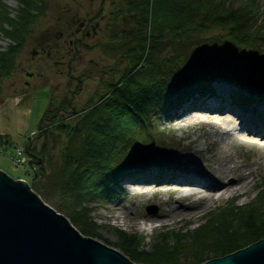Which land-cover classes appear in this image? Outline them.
I'll list each match as a JSON object with an SVG mask.
<instances>
[{
    "label": "trees",
    "instance_id": "obj_1",
    "mask_svg": "<svg viewBox=\"0 0 264 264\" xmlns=\"http://www.w3.org/2000/svg\"><path fill=\"white\" fill-rule=\"evenodd\" d=\"M16 1L17 13L12 16L5 1L0 0V39L5 37L11 42L0 51V83L13 69L16 52L45 8L43 0ZM118 1L113 7L112 20L117 22V17L124 12L134 25L115 30L114 37L118 38L119 31L120 38L113 46L125 48V57L129 56L132 67L124 70L117 84H109L108 92L99 94L90 113L81 117L82 122L77 120V124L71 125L60 119L45 126L48 133L53 129L69 133V141L59 149L61 160L55 164L53 172L58 178L56 183L65 191L63 198L77 203L68 210L72 221L84 220L88 200L113 196L112 184L130 173L134 162L163 156V147L155 141V127L156 119L165 108L175 107L186 99L183 97L190 96L194 86L205 92L208 77L225 62L239 67L237 77L240 80L246 79L243 71L248 63L254 62V67L264 68V64L259 66V59L253 61L252 56L244 55L257 52L254 34H260L255 27L261 20L254 14L259 10L255 0H240L238 7L229 5L226 0H123V4ZM212 29L221 31L205 34ZM164 33L169 36L167 41L163 40ZM200 44H208L209 49L203 51ZM246 44L254 46L253 50L244 49ZM167 45H170L171 55L162 56L161 49L169 47ZM179 49L194 50L189 54L191 62L187 55L186 61L179 60ZM141 64L143 67L139 69ZM195 65L201 67L186 70ZM78 126L83 134L73 145L76 139L70 134L72 130H79ZM47 150L45 141L39 150L31 147L27 152L29 165H37L40 174H43V164L50 161L44 157ZM33 173L34 176L38 174L35 169ZM260 194L263 198L264 188ZM261 203L257 199L238 205L233 198L229 206L216 208L193 231L167 230L175 241L161 240L164 247L157 249L167 251L166 254L158 253L151 258L136 251L130 257L141 264H197L233 252L264 237V214L258 209ZM187 235L189 241L180 240ZM176 251L182 254H175Z\"/></svg>",
    "mask_w": 264,
    "mask_h": 264
},
{
    "label": "rangeland",
    "instance_id": "obj_2",
    "mask_svg": "<svg viewBox=\"0 0 264 264\" xmlns=\"http://www.w3.org/2000/svg\"><path fill=\"white\" fill-rule=\"evenodd\" d=\"M4 1L11 15L14 16L17 13V1ZM120 1L123 4L124 1ZM226 1L233 7L240 5V0ZM255 2L256 6L261 7V12L259 10L254 11V14L257 15L259 12V16L261 13L264 16V0H255ZM43 4H45L43 14L31 25V31L25 36L22 46L16 52L13 69L8 76L2 78L0 83V170L13 180L24 181L42 202L65 216L82 236L93 238L117 250L130 260H132L130 255L135 254L136 251L146 253L151 258H155L158 253L166 254L167 251L157 249L164 247L161 240L175 241L173 234L166 232L167 230L183 233L187 230L197 229V226L202 224L216 208L229 206L232 197L213 202L199 211L196 210L195 214H189L178 208V204L159 205L156 202L157 199L161 198L163 200L170 196V193L165 191L141 193L136 190L138 188L136 184L120 181L116 186L121 190L115 194V197L106 201L88 200L85 204V210L83 209L84 220L72 221L70 219L68 210L76 206L77 203H70L63 198L62 194L65 191L56 183L58 178L54 176L53 172L55 164L60 163L61 160L59 149L62 148L66 140L69 141V137H67L69 133L68 131L65 132L66 130L59 129H53L51 133H48L45 126L53 125L56 120L60 119L71 125L77 124V120L82 122L81 117L86 113H90L85 109L89 108L90 102L93 103L97 100L96 92L99 94L108 92L109 84H117L124 70L132 67L129 56L125 57V48L116 49L112 45L120 38L119 31L116 35L118 38L114 37L115 30L128 29L130 24L134 25V22L129 21V18L125 17L123 12L120 17H117V22L110 23L109 16L113 13V7L115 4H119V1L116 2V0L114 3H112V0H43ZM122 7L126 8V5H122ZM110 11L111 14L109 15ZM98 12L100 14L96 16ZM100 15L103 16L99 18ZM95 16L97 22H99L97 25L99 27L98 31L85 30L89 35H85L84 30L82 33H75L74 30L85 17L94 20ZM262 29H264V19L262 24L255 27V30L260 33L258 36L254 34L256 37L254 39V44H256L254 49H256L257 54L244 53L247 57L252 56L250 58L253 61L259 59V66L264 64V30ZM220 31L219 29H212L206 31L205 34L214 35L215 32L219 33ZM75 38H79L83 43L89 45H81L75 51L69 44V40ZM168 38L169 36L164 33L163 40L167 41ZM9 44H11L10 40L2 37L0 39V51H4ZM167 46L169 47L161 49L163 53L160 54L162 56L171 55L170 45ZM199 47L203 51L209 49L208 44H200ZM253 47L246 44L244 49L251 51ZM37 52L39 56H36ZM178 52L180 53L179 60L186 61L184 58L187 55L189 62H191L189 54H193V49L188 50V52L186 49H179ZM67 61L71 62V67L67 66ZM253 63H248L247 68H244L245 82H241L236 78L239 75V67L230 62L220 65L219 69L216 70L217 74L208 75V81L211 83L215 75L221 77L228 75L230 76V83L240 91L252 86V91L258 90L264 93V68L254 67ZM142 67L143 64L139 65V69ZM200 67L196 65L188 66L186 70L189 72ZM163 68H166V65ZM67 72L75 76L71 78ZM249 76H252L255 81L248 80ZM238 93H240V96L247 98L244 93ZM62 101L64 102L62 103ZM52 111H55V114ZM169 113L172 114L173 112L164 110L157 118L159 121L157 125H159L158 127L162 130V133L156 132L155 141L163 147L162 153L165 154L160 161L172 154L169 151L176 143L182 145L192 141L199 148L206 135L215 136L218 140L217 144H224V136H217L214 130L209 131L208 128L200 132L190 130L189 124L201 125L206 122L203 116L204 112L187 113L181 117L178 114L177 118H173L170 123L166 117L164 118V114ZM195 114L196 116L201 114L203 117L195 120ZM178 120L182 123L176 126ZM173 125L176 127L173 128ZM43 129L47 131L44 132ZM78 129L76 131L72 130L73 133L70 134L74 135V139H76L72 143L73 145L78 142L81 134H83L79 126ZM39 131H42V133ZM4 137L6 140H4ZM45 141L48 153L44 157L45 159L49 158L50 161L43 164V174H40V168L37 165L33 163L30 166L27 163L30 160L27 152L31 147H35V151L39 150ZM233 141L237 142L236 140ZM255 143L257 142L255 141ZM18 146H24L25 153L24 156L23 154H16V156L19 160L22 158V162L25 161L26 163L15 166V161L12 160L13 162H11L10 159ZM260 152L263 153L264 148L247 145L246 143H241L239 148H229L230 154L242 156L245 160L252 159ZM174 153L176 154V152ZM191 157L197 162L196 169L206 172L204 167L207 159L206 152L200 149L197 154ZM260 159L264 161V158ZM208 160L210 161V159ZM253 167L255 168V165ZM33 169L38 172L35 176ZM253 183L255 185L252 186L246 197H235L236 204H245L260 199L262 203L258 206V209L264 214V194L261 198V187H258L260 184L264 185V170L259 171L252 181ZM158 195H160V198H157ZM192 199L198 200L196 195H192L187 198V201ZM152 204L156 207V210L154 213H148L146 207ZM173 208L178 209L172 215V218H155L152 220L138 218L139 215L152 217L160 211L167 210L171 212L174 210ZM119 212L122 214L120 213L117 216ZM87 218L91 221L89 222ZM131 220L134 223L131 224ZM82 228L84 231H82ZM180 240L189 241V235L180 238ZM122 248L126 250L124 251ZM175 254L182 253L176 251ZM132 261L141 264L135 260Z\"/></svg>",
    "mask_w": 264,
    "mask_h": 264
},
{
    "label": "bare ground",
    "instance_id": "obj_3",
    "mask_svg": "<svg viewBox=\"0 0 264 264\" xmlns=\"http://www.w3.org/2000/svg\"><path fill=\"white\" fill-rule=\"evenodd\" d=\"M248 78L252 82L255 81L252 76ZM230 82L228 75L225 77L214 76L211 83L208 81L211 86L209 95L199 97L196 103L188 102L187 98L190 96L186 95L188 97H183L186 99H183L175 107H168L174 109L178 106L180 108L178 114H181L179 115L181 117L186 108L198 105L197 112L205 113L203 116L206 122L201 125L189 124L190 130L194 132H200L206 128L209 131L214 130L217 136H224V144H217L218 140L215 136L205 134L199 148L192 141L182 145L176 143L169 151L172 154L165 157L164 161H149L134 165L130 172H136L135 177L128 179V182L136 184L138 192L165 191L170 193L171 195L163 200L158 195L157 198L160 199H157L156 202L159 205L178 204V208L189 214H195L196 210L199 211L221 199L247 196L249 190L255 185V183L252 184V181L260 170H264V161L260 159L264 158V152L257 153L252 159L245 160L242 156L230 154L229 148H239L241 143L264 148V93L257 89V91H252V86L240 91ZM238 92L247 96V100L243 102L244 107L241 106V103L238 105L233 103L234 94H240ZM176 116L178 115L176 114ZM203 116L199 114L195 120L201 119ZM165 117L169 123L173 121L170 113L164 114ZM181 123L178 120L176 126ZM176 126L173 125V128ZM200 149L207 154L204 163L206 172L196 169L197 162L191 157L197 154ZM119 189L121 190V188ZM192 195H196L198 200L187 201V198ZM173 209V213L166 210L160 211L152 217L139 215L138 218L146 220L172 218V215L177 211L176 208ZM132 223H134L133 220H131Z\"/></svg>",
    "mask_w": 264,
    "mask_h": 264
},
{
    "label": "water",
    "instance_id": "obj_4",
    "mask_svg": "<svg viewBox=\"0 0 264 264\" xmlns=\"http://www.w3.org/2000/svg\"><path fill=\"white\" fill-rule=\"evenodd\" d=\"M148 206L149 212H154ZM0 264H136L85 237L28 185L0 170ZM197 264H264V237Z\"/></svg>",
    "mask_w": 264,
    "mask_h": 264
},
{
    "label": "flooded vegetation",
    "instance_id": "obj_5",
    "mask_svg": "<svg viewBox=\"0 0 264 264\" xmlns=\"http://www.w3.org/2000/svg\"><path fill=\"white\" fill-rule=\"evenodd\" d=\"M98 23L99 22H96V19L90 20V17H88V18L85 17L84 20L78 24L77 28L74 31H75V33H82V31L84 30L85 35H89V33H86L85 30L88 29V31L93 30V32H95ZM78 39L79 38L69 40V44L74 48L75 51L78 50V48L84 44L83 41H81L80 39H79L80 41L78 42ZM36 56H39L38 52H37ZM68 76L73 78V75L71 73H69Z\"/></svg>",
    "mask_w": 264,
    "mask_h": 264
},
{
    "label": "built area",
    "instance_id": "obj_6",
    "mask_svg": "<svg viewBox=\"0 0 264 264\" xmlns=\"http://www.w3.org/2000/svg\"><path fill=\"white\" fill-rule=\"evenodd\" d=\"M16 154H17V155H20V154H21V148L16 149ZM12 160L15 161V162H14L15 164H17L18 161H19L17 156L13 157Z\"/></svg>",
    "mask_w": 264,
    "mask_h": 264
}]
</instances>
